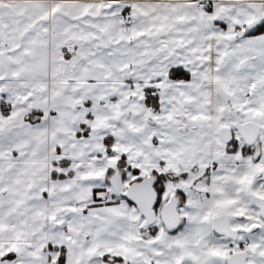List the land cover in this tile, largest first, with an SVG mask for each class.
Returning <instances> with one entry per match:
<instances>
[{
    "label": "snow or ice",
    "instance_id": "1",
    "mask_svg": "<svg viewBox=\"0 0 264 264\" xmlns=\"http://www.w3.org/2000/svg\"><path fill=\"white\" fill-rule=\"evenodd\" d=\"M0 264H264V0H0Z\"/></svg>",
    "mask_w": 264,
    "mask_h": 264
}]
</instances>
